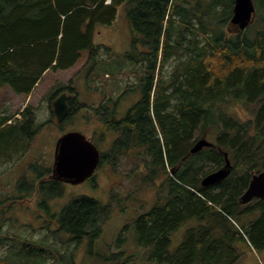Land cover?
Returning a JSON list of instances; mask_svg holds the SVG:
<instances>
[{
	"label": "trees",
	"instance_id": "1",
	"mask_svg": "<svg viewBox=\"0 0 264 264\" xmlns=\"http://www.w3.org/2000/svg\"><path fill=\"white\" fill-rule=\"evenodd\" d=\"M106 1L0 0V86L9 84L14 92L28 96L45 71L75 65L83 51L89 52L88 59L96 58L102 48L110 51L95 46L93 35L98 24L115 20L117 6L125 2L131 33V48L125 57L141 69L134 84L141 95L117 125L124 126L131 118L146 124L143 145L151 162L145 163L143 177L151 183L158 179L157 189L165 194L157 193L150 208L124 225L116 243L131 228L136 247L145 249V258L166 264H233L241 248L264 250V198L253 199L251 206L247 205L253 200L246 204L238 200L251 172L264 169V0H253L254 19L233 34H227L224 25L235 28L230 23L234 0ZM174 55L179 56L177 64L163 75L162 67ZM123 65L116 64L111 74ZM72 89L69 85L57 91ZM231 102L258 103V107L242 120L225 110ZM32 113L26 105L18 118L0 115V165L11 161L35 136L38 129ZM209 136H213V146L190 152L198 139ZM223 151L233 166L229 176L202 186V178L224 164ZM206 162L212 166L202 171ZM50 173L48 167L34 181L22 177L15 183L13 197L0 200V228L10 208L30 202L31 212L42 222L47 220L49 231L42 240L13 236L10 251L0 255V264H54L55 260L64 264L63 253L47 243L49 236L62 233L80 244L100 234L109 206L96 198L79 195L57 214L47 212L45 200L60 195L65 183L49 178ZM92 176L87 178L90 182ZM36 199L39 202L34 203ZM250 211H258V217L239 220ZM231 217L240 221L239 231ZM189 220L197 222L171 250V233ZM122 253L108 254L105 260L115 261Z\"/></svg>",
	"mask_w": 264,
	"mask_h": 264
},
{
	"label": "rangeland",
	"instance_id": "2",
	"mask_svg": "<svg viewBox=\"0 0 264 264\" xmlns=\"http://www.w3.org/2000/svg\"><path fill=\"white\" fill-rule=\"evenodd\" d=\"M224 27L227 28V34L236 33L235 28L229 30V25L226 26V24ZM93 44L106 46L110 51L104 52L102 48L98 51L96 58L90 57L89 59V52L83 51L75 65L67 69L45 71L29 96L14 92L9 84L0 86V115L15 114L16 117H20V110L27 105L31 110L30 114L33 112L34 123L38 129L35 136L28 141L25 149L15 154L7 164L0 165V200L13 197L17 192L15 183L22 177H25L27 182L34 181L40 172L51 167L54 145L61 133L76 130L87 137H91L94 133L97 134L96 117H93V108L97 104L106 101L108 105H111L112 101L120 97L121 101L118 107L123 108L130 104V100L134 99L136 95L140 97L139 88L134 84L141 69L138 66H131L133 60L125 57L131 48V33L125 2L117 6L116 17L111 24L96 26ZM178 58V55H174L166 62L162 67L163 75L169 74L172 67L177 64ZM121 63L124 64V68L112 75L111 68ZM105 72L109 76L104 75ZM69 85L73 88L69 91L70 93L67 92L72 112L59 122L58 126L49 103L51 104V101L59 94V90L57 91L59 87ZM73 95L74 98H72ZM74 99L77 100L76 104L78 105L76 111L74 110L76 106ZM257 107L258 103L234 104L231 102L225 104L224 108L228 113L247 120ZM157 136L161 137L159 133ZM207 139L214 140L213 136H209ZM92 141L96 142L94 139ZM96 144L102 151L106 150V148H102L101 144L97 142ZM105 152L107 154L104 158L105 164L95 170L92 182L86 179L78 184L62 183V193L47 198L44 203L49 214L53 212L57 214L76 196L86 195L98 199L101 204L109 206L108 213L101 222L100 234L92 237L87 243L84 241L78 244L76 241L68 240V237L62 233H55L48 237L47 243L52 244L63 253L67 260L64 264H166L148 261L145 258V249L136 247L131 228L123 231L124 240L116 243L122 227L131 224L139 212L150 208L156 200L157 193L165 194L162 188L157 189L158 179L151 183L145 181L143 177L146 170L145 163L151 162V154L146 151V145L138 146L132 155L117 153L113 157V154L108 155L111 152L108 149ZM211 166L209 162H206L202 171L209 170ZM232 177L234 178L235 174ZM37 202L39 201L36 199L34 203ZM253 203L254 200L247 206H251ZM25 206L10 208L9 213L4 214L5 220L0 228V255L10 251L15 235L28 240L47 239L45 236V234L49 235L48 227L46 229L45 226L47 220L42 222L40 218H37L39 216H35V213L31 212L30 202H27ZM240 206L244 209L247 208L246 205ZM29 208V211L26 210ZM32 208L39 210L36 206H32ZM40 212L43 214V211ZM258 215V211H250L239 220H244V217L254 220ZM45 216L47 218L46 214ZM230 219L235 229L239 231L240 221L236 217ZM195 222L197 221L189 220L171 233L169 245L171 250L177 247L185 231ZM51 228H55V226L51 225ZM6 237L10 238L6 239ZM89 242L90 244H88ZM121 251L123 253L115 258L117 260H105L108 254L118 255ZM239 251L240 255L233 264H264V250L244 247ZM49 263L53 264L50 261ZM59 263L61 261H54V264Z\"/></svg>",
	"mask_w": 264,
	"mask_h": 264
},
{
	"label": "water",
	"instance_id": "3",
	"mask_svg": "<svg viewBox=\"0 0 264 264\" xmlns=\"http://www.w3.org/2000/svg\"><path fill=\"white\" fill-rule=\"evenodd\" d=\"M256 14L253 0H234L230 23L235 29L244 30L254 19ZM52 111L57 122H61L69 113L67 93L62 91L52 101ZM214 143L206 137L198 139L190 148L195 153L203 147L213 146ZM224 164L217 170L208 173L201 180L202 186L213 185L224 180L232 170V163L228 153L223 151ZM100 152L96 144L80 131L63 132L56 139L53 152V162L49 178L61 182L78 184L91 176L98 166ZM253 198H264V169L251 172V179L239 197L241 204L250 202Z\"/></svg>",
	"mask_w": 264,
	"mask_h": 264
},
{
	"label": "flooded vegetation",
	"instance_id": "4",
	"mask_svg": "<svg viewBox=\"0 0 264 264\" xmlns=\"http://www.w3.org/2000/svg\"><path fill=\"white\" fill-rule=\"evenodd\" d=\"M61 92L62 91H60L59 94ZM139 98L140 97L136 95L134 99L132 98V100H130V104H128L123 108L118 107V104L121 101L120 97L112 101L111 105H108L106 101H103L104 103L101 102L93 108L94 109L93 113L94 116L96 117V121L98 125H97V134L95 133L93 136H91V138L94 139L98 144H101L102 148H106V150L108 149L109 151H111L112 153L110 152V154L111 155L113 154V157L116 156L117 152L119 154L123 153L125 155L128 154L132 155L134 149H136L138 146H145L143 145L145 143L144 138L146 134V132L144 131L146 124L144 122L141 121L134 122L133 119H130V121L126 122L124 126H122L121 124L117 125V122L121 121L122 119L125 120L127 118V115L130 113V110L132 109L134 104L139 100ZM52 101L51 104L49 103V106H51V108H52ZM67 103L70 108L71 102L68 93H67ZM98 150L100 152L98 167H100V165L105 164L104 162L106 160H104V158L105 156H107V154L105 152L106 150L102 151L99 147ZM113 150L117 152L114 153Z\"/></svg>",
	"mask_w": 264,
	"mask_h": 264
},
{
	"label": "bare ground",
	"instance_id": "5",
	"mask_svg": "<svg viewBox=\"0 0 264 264\" xmlns=\"http://www.w3.org/2000/svg\"><path fill=\"white\" fill-rule=\"evenodd\" d=\"M173 1V0H172ZM186 2V1H185ZM207 2V1H206ZM174 3V2H173ZM172 3V4H173ZM210 4V3H209ZM225 5V4H224ZM227 5V4H226ZM183 8V7H182ZM207 8V7H206ZM217 10V9H216ZM188 11V10H187ZM190 11V10H189ZM198 12V11H197ZM214 12V11H213ZM215 13V12H214ZM192 14V13H191ZM164 16V15H163ZM210 16V15H209ZM182 17V16H181ZM180 17V18H181ZM212 18V17H211ZM163 19V18H162ZM173 19V18H172ZM179 19V18H178ZM175 20V19H174ZM205 21H207V20H205ZM149 23V22H148ZM188 24H189V22H188ZM153 26V25H152ZM175 26H177V25H175ZM174 27V26H173ZM148 28V27H147ZM198 28V27H197ZM146 29V28H145ZM149 32V31H148ZM222 37V36H221ZM189 38V37H188ZM208 38V37H207ZM218 38V37H217ZM150 40V39H149ZM170 40H171V38H170ZM186 40V39H185ZM222 40V39H221ZM191 41V40H190ZM176 42V41H175ZM182 43V42H181ZM178 44V43H177ZM202 45V44H201ZM159 47V46H158ZM166 47V46H165ZM168 49V48H167ZM168 52V51H167ZM145 56V55H144ZM183 61V60H182ZM182 61H180V62H182ZM185 61V60H184ZM178 62V61H177ZM179 64V63H178ZM156 65V64H155ZM133 68V67H132ZM175 68V67H174ZM145 69V68H144ZM172 72V71H171ZM183 73V72H182ZM184 74V73H183ZM141 75V74H140ZM159 76V75H158ZM145 82V81H144ZM131 84V83H130ZM161 85V84H160ZM129 87V86H128ZM170 91V90H169ZM149 94V93H148ZM156 96V95H155ZM179 98V97H178ZM182 99V98H181ZM147 100V99H146ZM176 100V99H175ZM77 101V100H76ZM118 102V101H117ZM162 102V101H161ZM75 103V102H74ZM104 103V102H103ZM173 103V102H172ZM102 105V104H101ZM190 105V104H189ZM184 106V105H183ZM154 107V106H153ZM176 108V107H175ZM100 109V108H99ZM181 110V109H180ZM173 111V110H172ZM102 113V112H101ZM113 113V112H112ZM136 113V112H135ZM147 113V112H146ZM149 114V113H148ZM173 114V113H172ZM38 115V114H37ZM155 115V114H154ZM166 115V114H165ZM148 117H150V116H148ZM147 117V118H148ZM131 118V117H130ZM163 118V117H162ZM132 119V118H131ZM165 119V118H164ZM144 120V119H143ZM180 120V119H179ZM31 123V122H30ZM132 124V123H131ZM8 125V124H7ZM6 125V126H7ZM168 125V124H167ZM9 126V125H8ZM16 128V127H15ZM156 129V128H155ZM116 133V132H115ZM118 133V132H117ZM27 136V135H26ZM130 136V135H129ZM149 136V135H148ZM160 139V138H159ZM120 141V140H119ZM149 141V140H148ZM124 142V141H123ZM153 142V141H152ZM151 147V146H150ZM142 151V150H141ZM110 154V153H109ZM8 155H10V154H8ZM160 155V154H159ZM156 156V155H155ZM158 164V163H157ZM158 170V169H157ZM156 171V170H155ZM162 172V171H161ZM99 214V213H98ZM103 220V219H102ZM95 225V224H94ZM96 229V228H95ZM90 231H92V230H90ZM32 245V244H31ZM29 246V245H28ZM24 254V253H23ZM33 261V260H32Z\"/></svg>",
	"mask_w": 264,
	"mask_h": 264
}]
</instances>
